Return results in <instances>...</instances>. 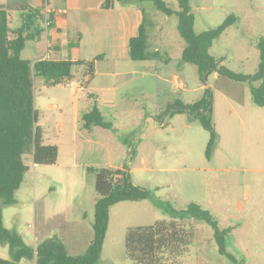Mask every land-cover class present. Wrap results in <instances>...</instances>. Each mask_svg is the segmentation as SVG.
<instances>
[{
    "label": "rangeland",
    "instance_id": "obj_1",
    "mask_svg": "<svg viewBox=\"0 0 264 264\" xmlns=\"http://www.w3.org/2000/svg\"><path fill=\"white\" fill-rule=\"evenodd\" d=\"M10 1L0 0V5ZM165 2L179 9L178 0ZM136 5L145 11L149 50L158 49L161 57L153 63L156 68H147L153 74L146 78L139 74L130 88L121 89L122 101L99 104L111 128L85 127L84 116L96 103L87 92L72 96L69 83L46 87L45 80L32 72L38 125L43 142L58 146V162L35 165L33 150L25 152L29 171L15 193L16 202L2 206L4 224L28 247L50 240L81 255L94 238L97 173L125 170L151 197L111 207L97 264H135L126 254L127 232L173 219L184 229V241L166 247L159 255L160 264H264V117H256L264 116V107L254 103L248 84L211 75L207 85L213 95V116L231 117L222 121L227 124L225 140L209 160V133L187 111L177 112L179 103L193 104L205 92L197 66L182 59L186 42L178 30L179 19L164 15L150 2ZM191 8L197 33L218 27L231 15L238 18L210 53L231 71L254 75L260 63L258 45L264 39V0H191ZM9 22L13 32L20 28V12L11 11ZM38 25L43 32L21 53L32 64L46 52L45 20ZM80 68L72 70L76 81L82 80ZM174 76L187 91L175 84ZM192 203L209 211L221 230L231 229L226 250L236 262L220 253L213 227L171 212L184 211ZM0 258L10 259L9 247L1 243Z\"/></svg>",
    "mask_w": 264,
    "mask_h": 264
},
{
    "label": "trees",
    "instance_id": "obj_2",
    "mask_svg": "<svg viewBox=\"0 0 264 264\" xmlns=\"http://www.w3.org/2000/svg\"><path fill=\"white\" fill-rule=\"evenodd\" d=\"M123 5H135L138 2H150L158 11L166 16L176 15L179 19L178 30L185 40L182 53L185 63L197 66L199 79L203 85L208 83L211 75L217 74L230 80L246 83L250 86L254 103L264 107V39L258 45L260 63L254 75L238 74L222 64V59L214 58L210 50L213 43L224 32L237 22L235 15L229 16L218 27L197 33L195 17L192 13L191 0H178L176 11L168 6L165 0H119ZM110 5V0L105 6ZM20 12L23 24L14 32L10 28V12ZM43 14L27 3L19 0L11 8L0 5V243L9 247L10 259L0 258V264H21L23 260L34 261L35 264H97L106 238L110 209L124 201H142L149 199L151 193L134 185L129 172L125 170L103 169L96 175L95 188L98 200L95 205L94 238L86 251L81 255H73L66 249L58 248L52 241L46 240L36 247H28L23 239L4 224L2 206L14 204L15 193L21 188L29 167L23 156L26 151L33 150L35 165H54L58 162L59 148L43 142V130L38 125L39 116L35 109L34 78H43L47 86H56L73 78L72 70L76 66H84L88 77L95 74L98 56L92 61H53L40 59L33 64L21 57L27 42L36 39L43 29L38 22ZM146 19L140 26L139 33L129 42V53L133 61H148L160 58L159 51L149 50L150 36L146 27ZM13 34V36H12ZM256 83H259L256 86ZM213 95L206 89L203 97L190 105L179 103L177 112L187 111L209 133L206 157L210 160L217 144L218 134L213 121ZM85 127L111 128L97 105L84 116ZM177 216L190 217L204 221L213 227L215 240L222 255L233 261L236 259L226 250V235L231 229L221 230L217 221L209 211L197 204H190L184 211L171 209ZM184 229L176 222L157 221L154 225L129 230L126 234V254L135 264H160V253L171 244L184 241ZM242 264V263H240Z\"/></svg>",
    "mask_w": 264,
    "mask_h": 264
},
{
    "label": "crops",
    "instance_id": "obj_3",
    "mask_svg": "<svg viewBox=\"0 0 264 264\" xmlns=\"http://www.w3.org/2000/svg\"><path fill=\"white\" fill-rule=\"evenodd\" d=\"M107 1L50 0L46 2V0H27L29 5L42 12L43 20L48 4L56 3V9L68 11L65 15H54L51 26L46 27L44 35L47 45L42 46L46 52L38 57L39 60L77 62L92 61L98 56H102V59L96 62L93 77L86 76L85 67L79 65L76 67H81V81H76V76L73 75L71 80L53 86L59 88L69 83L72 96H76L77 91L82 94L84 90L89 94V98L95 100L97 106L100 103L114 105L122 101L125 94H121V89L130 88L129 84L132 85L136 80L135 76L139 74H142L144 78L153 74L151 71L148 72L147 68H156L157 66V64H153L157 63V60L133 61L129 53V42L138 35L140 26L146 19L144 9L137 7L136 4L116 5L114 0H110V5L106 7ZM17 2L18 0H11L7 5L2 6L12 7ZM155 51L159 50L155 49L151 52ZM166 62L169 63L170 58H167ZM215 76L218 75L215 74ZM164 80L167 81V79ZM174 81L180 89L187 91L185 83H181L177 76H174ZM207 88V84L201 87L202 90ZM54 107L58 109V105H54ZM229 117L231 116H213L218 134L216 146L225 140L223 128L226 129L227 124L222 121H227ZM256 117L259 119L264 116ZM239 118L242 121L240 116ZM190 126L192 124H187V127ZM25 262L27 263L28 260H23L21 264H25Z\"/></svg>",
    "mask_w": 264,
    "mask_h": 264
},
{
    "label": "built area",
    "instance_id": "obj_4",
    "mask_svg": "<svg viewBox=\"0 0 264 264\" xmlns=\"http://www.w3.org/2000/svg\"><path fill=\"white\" fill-rule=\"evenodd\" d=\"M46 2H49V0H46ZM67 10L66 9H56V8H48L46 7V11H45V22H46V26L49 27L52 24V17L54 15H65L67 14Z\"/></svg>",
    "mask_w": 264,
    "mask_h": 264
}]
</instances>
